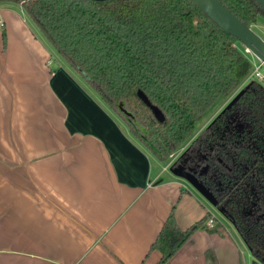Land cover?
<instances>
[{
	"label": "crops",
	"instance_id": "1",
	"mask_svg": "<svg viewBox=\"0 0 264 264\" xmlns=\"http://www.w3.org/2000/svg\"><path fill=\"white\" fill-rule=\"evenodd\" d=\"M55 53L21 6H0V264H158L173 207L182 231L210 214L219 225L166 264H207L209 250L240 264L234 223Z\"/></svg>",
	"mask_w": 264,
	"mask_h": 264
},
{
	"label": "trees",
	"instance_id": "2",
	"mask_svg": "<svg viewBox=\"0 0 264 264\" xmlns=\"http://www.w3.org/2000/svg\"><path fill=\"white\" fill-rule=\"evenodd\" d=\"M219 1L248 28L264 19L258 0ZM9 4L24 9L54 51L161 163L194 138L219 100L250 82L190 143L186 163L178 158L173 167L195 175L257 264H264V83L249 79L254 68L239 39L192 0H0V6ZM205 221L182 231L173 207L150 249L162 254L158 264L168 263ZM205 257L219 264L214 251Z\"/></svg>",
	"mask_w": 264,
	"mask_h": 264
},
{
	"label": "water",
	"instance_id": "3",
	"mask_svg": "<svg viewBox=\"0 0 264 264\" xmlns=\"http://www.w3.org/2000/svg\"><path fill=\"white\" fill-rule=\"evenodd\" d=\"M203 12H205L221 29L226 33L236 37L255 56L264 62V40L258 36L251 28L243 24L228 8L219 0H192ZM145 100V97H143ZM123 108V104H121ZM159 115L157 109H154ZM174 168V167H173ZM178 176L186 178L204 196H206L215 206L217 202L214 196L200 183L194 174L185 171L183 166L173 169Z\"/></svg>",
	"mask_w": 264,
	"mask_h": 264
},
{
	"label": "rangeland",
	"instance_id": "4",
	"mask_svg": "<svg viewBox=\"0 0 264 264\" xmlns=\"http://www.w3.org/2000/svg\"><path fill=\"white\" fill-rule=\"evenodd\" d=\"M260 3H262L264 5V0H258ZM258 36H260L263 40H264V19H260L258 24L253 27L252 29ZM240 49L245 52L248 56L250 55V59L253 65V68H255L257 65L260 64V62H258L253 56L252 54H249L246 52V47L243 45H239ZM55 55L57 56L58 59L61 60L60 56L55 53ZM261 72L264 74V65L261 68ZM250 82L245 83L237 92L236 94L231 97L230 99L227 100H219L210 110L209 112L201 119V121L196 125V129L195 132L193 133L191 141L186 144L177 154L182 153V151H184V149L189 148L190 143L195 139V137L205 128H208L211 123L217 118V116H219L220 113H222L225 109H227L232 103H234L236 101V99L243 93V91L247 88L248 84ZM181 158V157H180ZM177 163V161L175 162ZM187 181V182H186ZM184 183H186L188 185L189 188H191L193 191L197 192L196 189L194 187H192L188 180L185 178V180L183 181ZM200 195V194H199ZM202 197V196H201ZM206 200H203V202H205ZM215 212L218 214V216L220 217L221 221L226 224H230L229 222V218L224 215L225 213H222L221 211H223V209L219 210L218 208H214ZM231 221V220H230ZM232 224V222H231ZM233 225V224H232ZM205 230H207L205 228ZM243 241V246H240V249L242 250V258L240 260V264H257L256 259L254 258V256L252 255L251 251L249 250L247 244Z\"/></svg>",
	"mask_w": 264,
	"mask_h": 264
},
{
	"label": "built area",
	"instance_id": "5",
	"mask_svg": "<svg viewBox=\"0 0 264 264\" xmlns=\"http://www.w3.org/2000/svg\"><path fill=\"white\" fill-rule=\"evenodd\" d=\"M246 52L249 53V54H252V56L258 61L260 62L259 65H257L250 78L249 79H256L258 80L259 82L261 83H264V74L261 72V68L263 67L264 65V62H262L257 56H255L249 49L246 48ZM180 153L179 154H176V155H173L171 160L169 161L170 162V166L176 162L177 158L179 157ZM219 225V222H218V219L214 216V215H209L204 223V227L208 230H213V229H216Z\"/></svg>",
	"mask_w": 264,
	"mask_h": 264
},
{
	"label": "flooded vegetation",
	"instance_id": "6",
	"mask_svg": "<svg viewBox=\"0 0 264 264\" xmlns=\"http://www.w3.org/2000/svg\"><path fill=\"white\" fill-rule=\"evenodd\" d=\"M187 150H188V148L187 149H184V152H183V154L181 155V159H182V161L181 162H183V163H186V152H187Z\"/></svg>",
	"mask_w": 264,
	"mask_h": 264
}]
</instances>
